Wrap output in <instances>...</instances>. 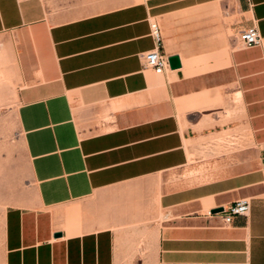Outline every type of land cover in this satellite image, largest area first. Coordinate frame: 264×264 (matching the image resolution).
<instances>
[{
	"label": "crops",
	"instance_id": "0c3cea01",
	"mask_svg": "<svg viewBox=\"0 0 264 264\" xmlns=\"http://www.w3.org/2000/svg\"><path fill=\"white\" fill-rule=\"evenodd\" d=\"M151 21L181 67H144ZM252 26L260 45L233 43ZM1 33L35 185L5 212L3 264H121L126 224L155 264H264V0H137L71 18L0 0ZM222 136L240 146L233 170L186 179ZM243 197L250 210L230 224L209 214Z\"/></svg>",
	"mask_w": 264,
	"mask_h": 264
},
{
	"label": "rangeland",
	"instance_id": "374dc122",
	"mask_svg": "<svg viewBox=\"0 0 264 264\" xmlns=\"http://www.w3.org/2000/svg\"><path fill=\"white\" fill-rule=\"evenodd\" d=\"M62 18L78 17L102 11L137 0H46ZM238 15L234 13L233 22ZM239 31L233 30V43L239 42ZM14 38L8 33L0 34V264L4 258V216L6 210L35 197V185L27 156L24 133L19 120L21 79L16 65ZM232 112H227L230 117ZM239 145L231 138L216 137L211 146L202 149L201 160L194 156L184 172L189 180L204 181L216 177L225 170H233L229 163L236 156ZM253 152L249 150L247 167ZM240 168V167H239ZM235 169V168H234ZM176 180L177 174L171 175ZM129 242L121 264H155L154 256L145 254L143 231L139 224H126Z\"/></svg>",
	"mask_w": 264,
	"mask_h": 264
},
{
	"label": "built area",
	"instance_id": "2783aa9c",
	"mask_svg": "<svg viewBox=\"0 0 264 264\" xmlns=\"http://www.w3.org/2000/svg\"><path fill=\"white\" fill-rule=\"evenodd\" d=\"M26 1V0H19ZM151 34L155 42V48L141 55L145 68H150L154 72L161 74L170 67L169 56L161 50L163 44L162 32L157 21H151ZM262 36L256 26L249 27L240 31L239 43L242 47L257 46L262 43ZM264 169V163L262 165ZM250 199L247 197L239 198L228 208H223L219 212H209L211 215H218L223 224H230L235 216L247 215L250 210Z\"/></svg>",
	"mask_w": 264,
	"mask_h": 264
},
{
	"label": "water",
	"instance_id": "95a60500",
	"mask_svg": "<svg viewBox=\"0 0 264 264\" xmlns=\"http://www.w3.org/2000/svg\"><path fill=\"white\" fill-rule=\"evenodd\" d=\"M169 64H170V68L172 69H176V68H179L181 67L182 63H181V59H180V56L179 55H172V56H169ZM223 208H216L214 210H212L213 213L215 212H219V211H222ZM61 234L60 233H56V236H60Z\"/></svg>",
	"mask_w": 264,
	"mask_h": 264
},
{
	"label": "bare ground",
	"instance_id": "6f19581e",
	"mask_svg": "<svg viewBox=\"0 0 264 264\" xmlns=\"http://www.w3.org/2000/svg\"><path fill=\"white\" fill-rule=\"evenodd\" d=\"M228 132V131H227Z\"/></svg>",
	"mask_w": 264,
	"mask_h": 264
}]
</instances>
